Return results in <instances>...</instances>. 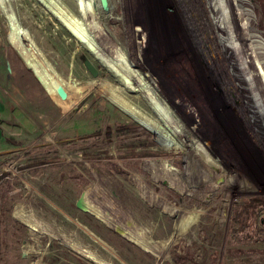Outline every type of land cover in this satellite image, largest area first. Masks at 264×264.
Wrapping results in <instances>:
<instances>
[{
    "label": "rangeland",
    "instance_id": "rangeland-1",
    "mask_svg": "<svg viewBox=\"0 0 264 264\" xmlns=\"http://www.w3.org/2000/svg\"><path fill=\"white\" fill-rule=\"evenodd\" d=\"M0 88V264H264V0H0Z\"/></svg>",
    "mask_w": 264,
    "mask_h": 264
},
{
    "label": "trees",
    "instance_id": "trees-1",
    "mask_svg": "<svg viewBox=\"0 0 264 264\" xmlns=\"http://www.w3.org/2000/svg\"><path fill=\"white\" fill-rule=\"evenodd\" d=\"M108 132H112V129L110 127L107 128ZM103 132L102 128H99L97 130H94L90 133L84 134V135H78V136H73L72 138H63L60 140L61 143H68L67 141H71L70 139H78V138H82V137H93V136H99L101 135ZM120 146L122 147H126V150L121 152L120 155L123 156H136L137 153V149L135 148L134 144H129L127 142H124L123 144H120ZM98 153L97 151H84L83 155L86 158H91V157H96ZM142 154L145 155H155V154H160V151H144L142 152ZM99 155V153H98ZM109 154L105 153V157H108ZM46 161L44 159H40V158H33L32 160H30L29 162L26 163V166H33V165H39V164H44ZM261 200V199H260ZM258 198L255 199V201L259 202L260 201Z\"/></svg>",
    "mask_w": 264,
    "mask_h": 264
},
{
    "label": "crops",
    "instance_id": "crops-1",
    "mask_svg": "<svg viewBox=\"0 0 264 264\" xmlns=\"http://www.w3.org/2000/svg\"><path fill=\"white\" fill-rule=\"evenodd\" d=\"M6 100H7V97L5 96V92L3 91V89L0 88V119H1V115L7 112ZM15 103L19 104L17 100H15ZM1 131L2 130L0 126V156L3 154L2 143H1V139H3V137L1 136L2 135ZM9 139L13 141V138H9Z\"/></svg>",
    "mask_w": 264,
    "mask_h": 264
},
{
    "label": "water",
    "instance_id": "water-1",
    "mask_svg": "<svg viewBox=\"0 0 264 264\" xmlns=\"http://www.w3.org/2000/svg\"><path fill=\"white\" fill-rule=\"evenodd\" d=\"M103 3L104 4H106V0H103ZM91 42H92V44L94 45V47H95V49L97 50V52H98V54L100 53V49L98 48V46L94 43V41L93 40H91ZM100 55V54H99ZM95 58V57H94ZM96 59V58H95ZM101 63V62H100ZM116 64H117V66L118 67H120L119 66V64L117 63V61H116ZM106 68V67H105ZM107 69V68H106ZM107 71H109V73L115 78V80L118 82V80H117V78H116V76H114V74H112L111 72H110V70H108L107 69ZM119 83V82H118ZM59 91H60V94L62 95V96H66V92H65V90L63 89V88H59Z\"/></svg>",
    "mask_w": 264,
    "mask_h": 264
},
{
    "label": "bare ground",
    "instance_id": "bare-ground-1",
    "mask_svg": "<svg viewBox=\"0 0 264 264\" xmlns=\"http://www.w3.org/2000/svg\"><path fill=\"white\" fill-rule=\"evenodd\" d=\"M88 44H90L89 42H87ZM94 49H95V47L92 45V44H90ZM96 50V49H95ZM107 63H108V65H109V67L115 72V73H118V75L120 76V79L119 80H121L122 81V76H121V74L122 73H120L116 68H115V64H113V63H110V62H108V61H106ZM124 84L127 86L126 88H128V89H130V86H129V84L128 83H126V82H124ZM131 90V89H130ZM162 110H163V108H161ZM176 138V137H175ZM181 138V137H180ZM182 143V142H181Z\"/></svg>",
    "mask_w": 264,
    "mask_h": 264
},
{
    "label": "flooded vegetation",
    "instance_id": "flooded-vegetation-1",
    "mask_svg": "<svg viewBox=\"0 0 264 264\" xmlns=\"http://www.w3.org/2000/svg\"><path fill=\"white\" fill-rule=\"evenodd\" d=\"M234 2H235V0H234ZM234 4H236V3H234ZM241 27H242V25H241ZM91 54V53H90ZM92 55V54H91ZM94 57V56H93ZM97 60V59H96ZM98 61V60H97ZM99 62V61H98ZM100 63V62H99ZM254 64H253V62H250V61H248V72H247V74L251 71V68H252V66H253ZM253 70H254V72L256 71V69L254 68V66H253ZM258 71V70H257ZM257 74L259 75V77H260V72L258 71L257 72ZM249 85V88H248V90H250V91H254V89H253V87H252V85H251V83H249L248 84Z\"/></svg>",
    "mask_w": 264,
    "mask_h": 264
}]
</instances>
